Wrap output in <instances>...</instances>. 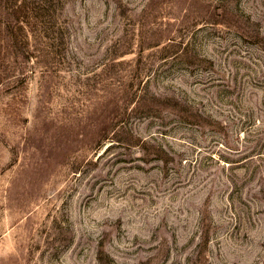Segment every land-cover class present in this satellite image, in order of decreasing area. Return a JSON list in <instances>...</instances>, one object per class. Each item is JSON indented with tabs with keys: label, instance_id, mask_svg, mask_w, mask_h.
Instances as JSON below:
<instances>
[{
	"label": "rangeland",
	"instance_id": "rangeland-1",
	"mask_svg": "<svg viewBox=\"0 0 264 264\" xmlns=\"http://www.w3.org/2000/svg\"><path fill=\"white\" fill-rule=\"evenodd\" d=\"M0 264H264V0H0Z\"/></svg>",
	"mask_w": 264,
	"mask_h": 264
},
{
	"label": "trees",
	"instance_id": "trees-1",
	"mask_svg": "<svg viewBox=\"0 0 264 264\" xmlns=\"http://www.w3.org/2000/svg\"><path fill=\"white\" fill-rule=\"evenodd\" d=\"M100 134H103V130L100 132ZM101 138H102V140H103V139H104V136L100 135V137H99V141L101 140Z\"/></svg>",
	"mask_w": 264,
	"mask_h": 264
}]
</instances>
